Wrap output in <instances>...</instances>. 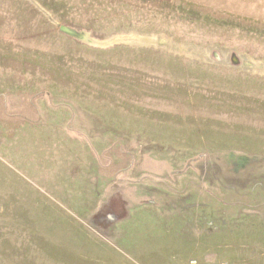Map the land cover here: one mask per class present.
<instances>
[{
    "label": "rangeland",
    "instance_id": "obj_1",
    "mask_svg": "<svg viewBox=\"0 0 264 264\" xmlns=\"http://www.w3.org/2000/svg\"><path fill=\"white\" fill-rule=\"evenodd\" d=\"M190 235L264 264V0H0V264H199Z\"/></svg>",
    "mask_w": 264,
    "mask_h": 264
},
{
    "label": "crops",
    "instance_id": "obj_2",
    "mask_svg": "<svg viewBox=\"0 0 264 264\" xmlns=\"http://www.w3.org/2000/svg\"><path fill=\"white\" fill-rule=\"evenodd\" d=\"M125 218L126 217H122L123 220ZM151 228L155 230L153 232H150L149 234H151V238L157 239V243L159 245L164 244V243L169 244L171 238H176L175 232L171 233L170 230H166L165 223L157 224L155 226H152ZM186 239H187V242H185V244L187 246L183 247L184 251H182V253L186 257L189 256L190 260H195L196 262L198 261L199 264H223L224 263V262L220 263V259L222 258L220 257L222 255L220 253H222V249L217 250V248L214 245H213L214 247L212 248L210 247L212 245H206L207 242H205L204 245L200 244L195 235L194 236L190 235L189 237H186ZM217 246L220 247L221 243H217Z\"/></svg>",
    "mask_w": 264,
    "mask_h": 264
},
{
    "label": "water",
    "instance_id": "obj_3",
    "mask_svg": "<svg viewBox=\"0 0 264 264\" xmlns=\"http://www.w3.org/2000/svg\"><path fill=\"white\" fill-rule=\"evenodd\" d=\"M59 29L61 30V32L65 33L71 37L78 38L79 40L86 42L89 45L99 46V47H108V46L118 44V43L131 44L134 42H142L141 40L144 39L142 37L141 39L130 40L129 37H131V35H136V34H117V35H113L107 39H98V38L92 36L91 31L78 30V29H76L72 26L66 25V24H61L59 26ZM136 36H138V35H136Z\"/></svg>",
    "mask_w": 264,
    "mask_h": 264
}]
</instances>
